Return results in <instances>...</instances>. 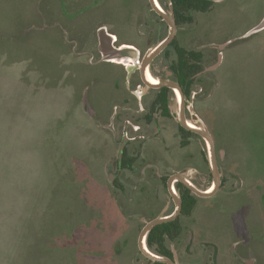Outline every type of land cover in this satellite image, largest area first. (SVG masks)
Here are the masks:
<instances>
[{"label": "rangeland", "instance_id": "rangeland-1", "mask_svg": "<svg viewBox=\"0 0 264 264\" xmlns=\"http://www.w3.org/2000/svg\"><path fill=\"white\" fill-rule=\"evenodd\" d=\"M143 1L0 0V264H152L137 236L166 205L174 209L161 177L204 166L198 188L211 185L198 146L179 145L176 96L172 117L144 118L156 90L142 83L137 60L168 26L145 44L135 30L152 13ZM263 15L264 0H218L177 25V42L201 50L209 68L196 76L192 105L212 133L223 181L167 240L181 264H244L234 241L237 256L264 264V29L252 33ZM100 26L136 48L131 61H98ZM167 54L151 63L154 76L170 71L173 47ZM128 118L140 137L127 145L133 168L119 170Z\"/></svg>", "mask_w": 264, "mask_h": 264}, {"label": "water", "instance_id": "water-1", "mask_svg": "<svg viewBox=\"0 0 264 264\" xmlns=\"http://www.w3.org/2000/svg\"><path fill=\"white\" fill-rule=\"evenodd\" d=\"M218 1V0H212ZM151 9L157 13L162 19L166 22L168 26V33L164 38H162L158 43L150 47L146 50L141 58V61L138 62V72L140 75V79L142 83L151 88H159L162 86L170 88L173 92L178 91L180 95V99L178 101V109L175 112V120L181 127L190 130L201 138V140L205 143L206 147V156H207V164L209 167V171L211 174V186L212 188L207 191V189H200L195 184L190 181L189 171L181 172L176 171L170 174L166 180V188L171 196L174 209L172 212L168 214H160L158 216L152 217L148 219L144 225L140 228L138 236H137V247L139 251L146 256L151 261L165 263V264H179L176 252L172 249L173 256L168 257L164 255H160L151 251L147 244L146 238L150 230L161 223L169 222L177 218V216L181 212L182 200L180 195L175 190V183L181 182L183 183L194 195L197 197H209L215 194L221 187V176L219 171V166L217 163V154L214 146V140L211 131L209 128L203 123L199 115L195 112V109L192 105V100L194 96V92L192 91L190 95L187 97L184 95V92L180 86V84L175 80L171 79L172 72L167 71L165 77H157L158 83H152L147 79V70H150V65L152 61L157 57L174 39L177 31V24L175 21L174 11L172 3L169 1L168 8L169 12H166L161 6L159 0H148ZM264 29V15L262 19L258 22L257 25L254 26L253 32H257ZM117 37L115 34L109 32L105 26H100L97 29V47L101 54V59L105 61H110L114 58H132L136 54L135 47H123L124 44H115ZM234 39H229L225 43L220 44L219 48H223L225 45L232 42ZM221 61V54L218 55V60L216 65ZM209 68H204L201 72L207 70ZM197 74V75H198ZM190 101V104L186 106L185 101ZM186 110L190 111V117L188 118L186 115ZM190 122L193 124L190 125ZM125 146V139L120 143L118 148L119 159L121 158L123 149ZM110 182H113V175L110 174ZM246 264H256L255 260H246Z\"/></svg>", "mask_w": 264, "mask_h": 264}, {"label": "trees", "instance_id": "trees-1", "mask_svg": "<svg viewBox=\"0 0 264 264\" xmlns=\"http://www.w3.org/2000/svg\"><path fill=\"white\" fill-rule=\"evenodd\" d=\"M172 3L175 21L177 25L192 23L194 20V12H206L213 4L212 0H168ZM162 39V38H161ZM160 39V40H161ZM173 47L175 58L168 65L173 72L174 79L180 84L184 95L188 97L194 89L196 76L204 69L202 57L203 53L199 49L188 48L179 44L174 37L171 43L163 50V54L168 56V48ZM152 74L155 73L152 71ZM156 93L152 99L148 111L144 118L147 123L152 122L153 114L158 111L164 117H172L169 110L170 100L173 97V91L165 86L155 88ZM221 125L218 126L220 131ZM179 130V145L184 147L190 143L193 136L199 137L196 133L187 130L178 125ZM203 160L207 163L206 151L202 150ZM120 168H133L134 158L130 155L128 148L125 146L120 159H117ZM167 176H163L161 180L165 183ZM117 181H114V184ZM175 188L182 200L181 214L190 215L197 204L198 197L194 195L181 182L175 183ZM182 231V223L180 218L164 222L154 226L147 235L146 244L154 253L171 257V248L167 245V240L175 241ZM152 264H165L151 261Z\"/></svg>", "mask_w": 264, "mask_h": 264}, {"label": "flooded vegetation", "instance_id": "flooded-vegetation-1", "mask_svg": "<svg viewBox=\"0 0 264 264\" xmlns=\"http://www.w3.org/2000/svg\"><path fill=\"white\" fill-rule=\"evenodd\" d=\"M149 3V2H148ZM151 15H148V20H146V22L144 23V25L145 26H148V27H146V30H145V32L144 33H146L147 34V38H146V43L145 44H147V43H149V41L150 40H152V38H153V34H156V35H158L159 33H160V31H161V24H162V22L163 23H166L163 19H162V17L161 16H159L157 13H155L152 9H151ZM98 29V28H97ZM97 29H96V37H97ZM161 39V38H160ZM118 40H116L115 41V44L116 45H118V44H120V42H117ZM160 41V40H159ZM126 45V46H125ZM124 46L125 47H134V46H132V45H129V44H124ZM168 47V46H167ZM96 52H97V54H99V58H98V61L99 60H101V61H105V60H102L101 59V54H100V52H99V50H98V47H97V38H96ZM163 52V51H162ZM90 56H94V53H91L90 54ZM143 56V55H142ZM142 58V57H141ZM156 58V57H155ZM121 60H123V61H116V62H121V63H125V62H128V61H131L132 60V58H122ZM155 60V59H154ZM153 60V61H154ZM110 61H113V60H110ZM141 61V60H140ZM139 60H137V63L138 62H140ZM152 61V62H153ZM105 62H109V61H105ZM171 71V70H170ZM147 72H150V70H147ZM172 72V71H171ZM151 73V72H150ZM146 75H147V73H146ZM151 75H153L152 73H151ZM153 77H155V78H157L156 76H154L153 75ZM171 77L174 79V76H173V72H172V75H171ZM170 77V78H171ZM147 79H148V75H147ZM149 80V79H148ZM150 81V80H149ZM150 82H152V81H150ZM152 83H158V78H157V81L156 82H152ZM193 91V90H192ZM191 91V92H192ZM190 92V93H191ZM174 93V95L176 96V99H177V101H178V99H179V96L175 93V92H173ZM190 95V94H189ZM188 95V96H189ZM189 100V99H188ZM113 120V118H111V121ZM131 126H132V130H133V132L131 131ZM121 130H122V132H123V135H122V138H121V142L123 141V139H125V146L127 147V145H135L136 144V140H138V138L140 137V135H136V131L138 130V128H133V123L130 121V119L128 118V119H125L124 120V123H123V125H122V127H121ZM142 137V136H141ZM193 138V137H192ZM191 138V139H192ZM124 146V147H125ZM150 164L148 163V166H149ZM117 167H118V169L120 170V169H122V168H120V166H118V162H117ZM192 169V170H191ZM187 171H189V174L191 175L190 176V181L193 183V184H195L197 187H200V185L198 184V177L197 176H199V175H203V173L202 172H200V170L197 168V166H195V167H193V168H189V169H185V171L184 172H187ZM195 171V172H194ZM199 171V172H198ZM173 172H176V171H173ZM172 172V173H173ZM181 172H183V171H181ZM118 173V172H117ZM116 173V174H117ZM171 173V174H172ZM157 175V174H156ZM170 175V174H169ZM168 175V176H169ZM208 175H210L211 176V174H210V171H209V173H208ZM143 176L144 177H142L143 179L140 181L141 183L142 182H145V181H147V179H148V176H147V173H143ZM163 176H166V175H163ZM162 176V177H163ZM168 176H167V178H168ZM220 176H221V173H220ZM156 177V176H155ZM161 177V178H162ZM203 177V176H202ZM167 180V179H166ZM148 182H150V181H148ZM223 181H222V178H221V187H223V183H222ZM183 184V183H182ZM113 185H115L116 186V184H114L113 183ZM118 185V184H117ZM118 187H119V185H118ZM165 187H166V181H165ZM221 187H220V189H221ZM212 188V186L210 185V186H208L207 188H205V189H207V191L208 190H210ZM219 189V190H220ZM121 191H123L122 189H121ZM140 196V198H143L145 195H139ZM147 197V196H146ZM146 197H144V198H146ZM143 198V199H144ZM156 201H157V197L155 196V194H154V199H152L151 198V201H150V204H149V207H151V206H153V205H155L156 204ZM197 201H198V199H197ZM162 210V209H161ZM173 210H167V209H165V211H163V213H170V212H172ZM194 211V210H193ZM193 213V212H192ZM192 213L190 214V215H192ZM190 215H188V216H190ZM182 216H187V215H182L181 214V212H180V214L177 216V217H179V218H181ZM154 217V216H153ZM181 234V233H180ZM179 237V236H178ZM177 237V238H178ZM176 238V239H177ZM238 245H240V244H238ZM236 246H237V242H233L232 243V248H231V253H232V255H233V257H234V259H237V260H239L240 262H242V263H244V264H246L245 263V261L246 260H251V259H248V258H243V257H240V256H237V254H236V251H235V249H236ZM171 251H172V249H171ZM172 256H173V252H172ZM171 256V257H172ZM176 256H177V259H178V255L176 254ZM254 260V259H253ZM178 262H179V264H181V262H180V260L178 259Z\"/></svg>", "mask_w": 264, "mask_h": 264}, {"label": "crops", "instance_id": "crops-1", "mask_svg": "<svg viewBox=\"0 0 264 264\" xmlns=\"http://www.w3.org/2000/svg\"><path fill=\"white\" fill-rule=\"evenodd\" d=\"M145 2V0L143 1V3ZM143 3L141 4V6L143 5ZM141 6H140V8H141ZM137 13H138V11H137ZM139 14V13H138ZM138 16L135 18V22L137 23V24H143V23H141V21H142V19H144V17L143 16H141V21H138ZM145 18L148 20V16H145ZM134 21V20H133ZM132 24V23H131ZM144 25V24H143ZM135 30L137 31V34L138 35H141L142 37H145V34L146 33H144L145 31H144V29H143V27H140V26H137L136 25V28H135ZM161 32V31H160ZM113 33V32H112ZM114 34V33H113ZM159 41H157L156 43H158ZM121 44H131V43H127V42H120ZM155 43V44H156ZM154 44V45H155ZM195 143L197 146H198V150H199V153H200V156H201V158L203 159V156H202V144H201V141H200V139H195V138H192V139H190V143ZM189 143V144H190ZM188 144V145H189ZM188 145H186V146H188ZM193 167H195V166H192V165H190V164H186V165H182V166H180V167H177L176 168V170H174V171H185V169L187 170V169H189V168H193ZM197 168L199 169H201L200 171H203L204 172V170H205V168H204V166H197ZM204 177V176H203ZM219 191V190H218ZM217 191V192H218ZM216 192V193H217ZM215 193V194H216ZM214 195V194H213ZM210 197V196H209ZM199 198H202V197H198V200H199ZM197 203H198V201H197ZM196 206H197V204H196ZM195 206V207H196ZM166 207H167V205L165 206V208H163L162 209V212L163 211H165V209H166Z\"/></svg>", "mask_w": 264, "mask_h": 264}, {"label": "bare ground", "instance_id": "bare-ground-1", "mask_svg": "<svg viewBox=\"0 0 264 264\" xmlns=\"http://www.w3.org/2000/svg\"><path fill=\"white\" fill-rule=\"evenodd\" d=\"M126 46V45H125ZM124 45H123V47H125ZM122 59V58H121ZM121 59H118V58H114V59H111V60H113V61H123V60H121ZM147 75H148V79L150 80V81H152V82H156L157 81V78H155V77H153V75H151V73L150 72H147ZM175 93L179 96V99H180V95H179V92L178 91H175ZM179 99H178V101H179ZM177 101V102H178ZM190 125H192L193 126V124L190 122ZM209 191V190H208Z\"/></svg>", "mask_w": 264, "mask_h": 264}]
</instances>
